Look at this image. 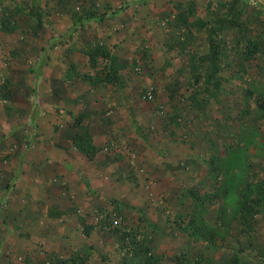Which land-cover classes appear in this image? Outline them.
<instances>
[{"label":"rangeland","instance_id":"374dc122","mask_svg":"<svg viewBox=\"0 0 264 264\" xmlns=\"http://www.w3.org/2000/svg\"><path fill=\"white\" fill-rule=\"evenodd\" d=\"M220 1L66 0L65 10L57 0H0V83L8 79L12 90V94L0 93V255L11 253L12 264H59L58 260L71 254L80 255L76 264H119L124 250L118 230L127 229L144 237L155 252L174 253L188 248L186 222L181 216L189 209L186 189L190 188L216 195L212 203L207 202L206 219L222 230L224 238L206 255L264 264V208L248 231L231 219L236 197L264 171V111L256 104L264 93V53L252 61L247 73L231 66L221 101L196 114L187 108L192 87H186L192 75L184 67L185 53H178L169 42L176 6L186 8L190 20L211 24L213 13L221 11L216 5ZM239 4L248 36L264 35V0ZM205 29L195 30L193 47L198 53L206 51ZM82 37L111 46L117 66H123L121 82L130 81L136 89L135 109L146 111L140 125L144 140L137 148L143 171L128 177L127 187L134 188L132 191L107 200L81 196L83 201L75 205L70 196L62 195V183L52 175L44 198L57 199L70 212L81 206L82 213H87L85 222L72 216L62 217V221L55 217L56 222L47 223V218L42 227L34 224L33 229H24L11 222L10 211L15 205L10 189L15 178L9 175L26 169V157L42 148L41 144L53 146L72 121V110L60 100L78 84L65 80L66 73L74 81L81 72L89 71L80 54L85 49ZM182 63V70L176 71ZM175 76L182 84L175 99L186 123L182 121L170 139L159 129L160 114L154 111L165 100L163 84ZM144 88L152 93L156 88V99H139ZM163 109L170 111V106L165 104ZM230 142L240 143L247 162L242 169L222 175L213 187L209 159L220 154L223 143ZM80 183L91 188L84 180ZM48 198L28 203L35 202L31 207L44 210L59 208ZM23 204L21 201L19 206ZM39 218L34 216V220ZM225 226L229 228L223 230Z\"/></svg>","mask_w":264,"mask_h":264},{"label":"trees","instance_id":"16d2710c","mask_svg":"<svg viewBox=\"0 0 264 264\" xmlns=\"http://www.w3.org/2000/svg\"><path fill=\"white\" fill-rule=\"evenodd\" d=\"M241 1L222 0L216 3L221 11L213 13L211 24L202 19L190 20L186 8L180 4L176 6V12L171 18V32L168 33L170 46L176 48L178 53L184 52L183 55H185L186 60V66L182 63L176 71H181L183 65L189 68L192 80L190 86L186 88L192 87V92L188 97H191V103L187 108L196 114L203 113L209 104L221 101V94L229 82V76L226 72L231 66H236L237 71L247 73V67L251 65L252 61L264 53V35L257 34L252 38L247 34L248 25L242 19L243 11L239 4ZM57 2L63 5L66 10V0H57ZM88 16L91 15L88 14ZM88 16L87 20H89ZM161 23L162 26L165 25V21ZM203 28H206L207 31L206 51L198 53L193 47L196 43L195 30H202ZM82 41L85 49H82L80 54L86 58L93 73H91L92 71L81 72L75 78L77 80L74 81H71V77L66 73L65 80L69 83L76 82L78 84L95 85L103 83L112 87L119 85L121 82L119 72L123 66H117L119 63L116 53L112 52L110 46L102 41L84 40V37H82ZM135 71L137 70L135 69ZM8 81L7 79L0 83V93L12 94ZM181 87V81L176 76L165 82L161 90L165 100L156 106V110L153 109L157 111V114L160 113L159 129L164 130L165 132L162 131V133H166L170 139L176 136L175 131L181 127L182 121L183 124L186 123L183 112L178 109L179 103L177 102L179 101L175 99ZM153 90L154 93L151 92L152 98L148 100L144 97L147 91L145 92V88L142 89L139 99L153 101L156 99L157 89L154 88ZM246 93H248L247 90ZM65 95L66 92L63 97ZM165 104L170 106V111H164ZM256 104L264 111V93L256 99ZM67 129H69L71 145L86 160H91L99 148L92 142L89 122L85 119L84 113L74 115ZM183 137L184 135L181 136V138ZM239 142L223 143L220 154L211 155L208 164L214 179L213 187L217 186L216 184L222 175L228 174L233 169L240 170L245 166L247 159ZM252 184L247 183V191L236 197V203L231 208V219L237 221L241 230L245 231L252 228L254 218L264 208V171ZM186 191L190 198V204L188 211L181 216V219L186 222L188 248L174 253L155 252L146 243L145 238L141 235L138 236L136 231L133 232L131 229L118 230L124 250L123 258L119 264H246L237 257L206 255V251L216 248L218 241L224 238L222 230L217 229L216 225L206 219L207 202H213L214 193L198 192L190 188ZM220 209L225 211L223 205ZM62 210L55 208L56 213L52 216L58 217ZM86 225L84 224V226ZM228 228L225 226L223 230ZM79 256L74 257L71 254L64 261L61 259L58 262L59 264H66L71 261L72 264H76Z\"/></svg>","mask_w":264,"mask_h":264},{"label":"crops","instance_id":"0c3cea01","mask_svg":"<svg viewBox=\"0 0 264 264\" xmlns=\"http://www.w3.org/2000/svg\"><path fill=\"white\" fill-rule=\"evenodd\" d=\"M88 70L93 73L92 69ZM129 82L122 81L113 87L103 83L73 84L76 86L74 91L62 97L60 101L68 103L73 116L84 113L85 119L89 122L92 142L99 150L91 160H86L71 145L68 127L58 134L53 146L41 144L42 148L38 150L36 147L37 152L26 157L27 168L21 169L20 172L15 170L9 175L10 178H15L10 189L15 205L10 211L12 214L10 217L13 219L11 222L24 229H33L34 224L42 227L47 218H49L47 223L56 222L55 216H52L56 213L55 209L44 210L31 207L35 202L28 203V200L33 201L35 198L47 200L48 196L45 198L44 196L48 194L52 175L60 179L62 195L70 196L74 205L83 201L81 196L87 199L94 195L107 200L113 195L125 194L134 189L127 187L130 183L128 177L139 176L143 171V166L138 160L137 148L144 140L140 125L144 123L146 111L139 112L135 109L138 100L133 93L136 89ZM129 90L133 93L130 94ZM153 111L152 109L149 114L152 115ZM150 128L156 129L151 124ZM164 137H167L165 133ZM82 180L90 185L89 190L80 186ZM134 181L137 180L133 179ZM48 199L63 209L61 215L57 217L60 221L62 217L72 216L80 223L85 222L87 213L86 211L82 213L80 205L78 210L70 212L63 204L59 205L57 199ZM21 201L24 204L19 206ZM34 216L41 218L34 220ZM73 224L75 225L74 222ZM10 254L0 255V264H12L14 259Z\"/></svg>","mask_w":264,"mask_h":264},{"label":"built area","instance_id":"2783aa9c","mask_svg":"<svg viewBox=\"0 0 264 264\" xmlns=\"http://www.w3.org/2000/svg\"><path fill=\"white\" fill-rule=\"evenodd\" d=\"M138 72L140 71V69H139V67H136L135 68ZM144 97L146 98V99H151L152 98V93H151V91L149 90V91H147L146 93H145V95H144Z\"/></svg>","mask_w":264,"mask_h":264}]
</instances>
